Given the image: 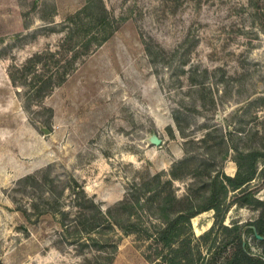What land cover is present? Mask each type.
<instances>
[{
	"label": "rangeland",
	"instance_id": "rangeland-1",
	"mask_svg": "<svg viewBox=\"0 0 264 264\" xmlns=\"http://www.w3.org/2000/svg\"><path fill=\"white\" fill-rule=\"evenodd\" d=\"M101 1L116 29L57 83L67 16L99 0H0V264H220L244 239L259 252L231 228L258 215L243 190L264 201V0ZM251 151L254 177L223 187ZM29 173L70 216L75 178L125 228L103 220L81 245L60 212L38 215Z\"/></svg>",
	"mask_w": 264,
	"mask_h": 264
},
{
	"label": "trees",
	"instance_id": "trees-1",
	"mask_svg": "<svg viewBox=\"0 0 264 264\" xmlns=\"http://www.w3.org/2000/svg\"><path fill=\"white\" fill-rule=\"evenodd\" d=\"M99 2L100 9L95 14L88 10L89 4H85L81 9H78L67 16V21L65 22L67 32L64 39L66 42H69V47L66 48V50L73 51L72 55L66 59V62L60 65L62 66V70L59 73L57 83L62 81L68 71L74 67L75 60L80 53L84 54L102 44L116 29L115 17L113 15L110 16L107 13V9L101 0H99ZM54 52L56 51H47L50 55H53ZM42 55V52H38L34 55V59L40 58ZM257 156L258 153L255 151L246 154L240 152L236 159L237 169L235 174H224L223 178L225 182L221 181L222 186L226 187L227 185H230L235 189L250 181L255 174V161ZM17 181L24 185H28L35 190L38 189L40 191L39 197L42 198L41 203L38 202L37 205H34L38 215L48 213L54 215L56 212H60L61 218L58 221L59 224L63 230L68 231V233H74L81 245L85 243V241H82L83 239H81L83 236H86V238L89 236L94 240V237H91L90 233L93 232L103 220L106 221L107 225L116 224L122 229L125 228L120 217H117V215L113 213L112 206L103 210L99 202L95 201L94 197L88 195L83 185L79 184L73 177L71 178V183L69 185V196L71 199V208L75 209L71 216V209L66 210L61 208L59 193L55 192L56 189L48 186L52 183V179L48 174L39 176L29 173L19 177ZM224 193H226V189H224ZM217 196L218 193L213 191L211 193L210 201L204 209L213 208L216 210ZM239 196V199L242 198V203H251L258 208L259 211L258 215L244 229L240 228L236 223L231 230L239 233H250L257 241L260 250L259 252L251 251L249 242L244 239L241 244V249L235 252L231 260L220 264H264V201L257 197H253L251 190H243ZM22 211L26 212L25 209H22ZM175 217L178 218L184 216L181 212ZM253 227H255L257 233L262 236L261 238L256 236ZM70 229H72V232Z\"/></svg>",
	"mask_w": 264,
	"mask_h": 264
},
{
	"label": "water",
	"instance_id": "water-1",
	"mask_svg": "<svg viewBox=\"0 0 264 264\" xmlns=\"http://www.w3.org/2000/svg\"><path fill=\"white\" fill-rule=\"evenodd\" d=\"M43 128L45 132L49 131L46 127H43ZM148 139L151 143L156 144V145H159L162 142V138L156 132L150 133L148 136ZM253 229H254L256 236L261 238L262 236L259 233H257L256 228L253 227Z\"/></svg>",
	"mask_w": 264,
	"mask_h": 264
}]
</instances>
